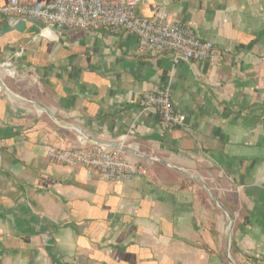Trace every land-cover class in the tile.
I'll return each instance as SVG.
<instances>
[{
    "label": "crops",
    "instance_id": "1",
    "mask_svg": "<svg viewBox=\"0 0 264 264\" xmlns=\"http://www.w3.org/2000/svg\"><path fill=\"white\" fill-rule=\"evenodd\" d=\"M160 7L214 45L212 64L139 55L108 29L0 16V64L21 52L24 84L0 90V264H230L223 216L178 179L202 170L229 183L231 255L264 264V0H142L137 13ZM164 85L186 129L162 132L141 108ZM81 145L120 151L147 176L103 182L46 157Z\"/></svg>",
    "mask_w": 264,
    "mask_h": 264
},
{
    "label": "built area",
    "instance_id": "2",
    "mask_svg": "<svg viewBox=\"0 0 264 264\" xmlns=\"http://www.w3.org/2000/svg\"><path fill=\"white\" fill-rule=\"evenodd\" d=\"M141 2L142 0H48L43 5H36L9 0L7 4L0 6V16L16 17L22 21L37 20L44 23L47 29L61 26L84 32L108 29L133 38L139 55L157 57L167 53L171 54L174 63L181 60L213 63L219 52L211 42L200 39L186 23L169 22L168 14L161 7L150 18L140 16L137 8ZM35 38L33 37V41ZM20 56L21 52H15L10 60L0 64V71L15 81L23 80V77L11 59ZM140 106L144 111H152L158 115L162 132L187 128L185 116L172 102L168 85L144 92L140 98ZM46 157L56 164L81 166L86 169L89 178L95 174L103 182H123L147 176L145 168L124 153L102 146L50 148Z\"/></svg>",
    "mask_w": 264,
    "mask_h": 264
},
{
    "label": "rangeland",
    "instance_id": "3",
    "mask_svg": "<svg viewBox=\"0 0 264 264\" xmlns=\"http://www.w3.org/2000/svg\"><path fill=\"white\" fill-rule=\"evenodd\" d=\"M5 76L6 74L4 75V73L0 71L1 83H3L4 85L6 84V86H8L9 89H12L13 91L20 90L22 93L21 89L24 86L23 81H21L20 85L17 84L18 86H15L13 85L14 81L10 80L9 78H6L7 76L6 77ZM0 88L2 90L4 89L1 86ZM5 89H7V87ZM27 95L29 96V94ZM22 97H24L23 94H22ZM194 172L196 171H190L186 173L193 179H189L188 177L178 173V179L180 180V184L182 185L188 184L189 186L195 188L196 191L198 192V195L202 196L203 198L202 200H204V203L208 206V208L214 210L215 214L217 215L220 214L221 216H223L224 218V229H223L224 233L223 234H224V239H225V247L228 252L227 258L230 264H239V262L235 258H233V256L231 255V252H232V241L231 240H232L233 228L235 227L234 219L231 216V214H229L230 218L228 219L227 216L224 214V212L218 207L220 206L222 207V209H224L225 207L224 200L226 199L227 195H231V193L229 192L230 190L229 183L227 182V180L220 177L215 172H206L203 170L202 172L200 171H197L196 173ZM157 177L158 178L161 177V179H163V175L161 176L158 175ZM199 182H201L202 184H200Z\"/></svg>",
    "mask_w": 264,
    "mask_h": 264
},
{
    "label": "water",
    "instance_id": "4",
    "mask_svg": "<svg viewBox=\"0 0 264 264\" xmlns=\"http://www.w3.org/2000/svg\"><path fill=\"white\" fill-rule=\"evenodd\" d=\"M61 27H62L63 29H65V30L67 29L66 26H61ZM1 85H2V88H5L3 84H1ZM199 183L202 184L201 182H199ZM212 199H213V198H212ZM220 209L224 212V209H222L221 207H220ZM229 218H230V217H229Z\"/></svg>",
    "mask_w": 264,
    "mask_h": 264
},
{
    "label": "bare ground",
    "instance_id": "5",
    "mask_svg": "<svg viewBox=\"0 0 264 264\" xmlns=\"http://www.w3.org/2000/svg\"><path fill=\"white\" fill-rule=\"evenodd\" d=\"M0 83H1V81H0ZM3 84V83H2ZM0 86H2V85H0Z\"/></svg>",
    "mask_w": 264,
    "mask_h": 264
}]
</instances>
